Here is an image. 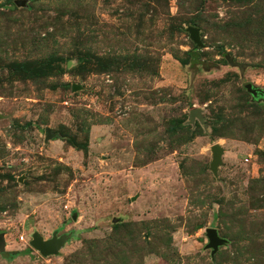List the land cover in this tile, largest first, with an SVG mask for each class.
<instances>
[{
	"label": "rangeland",
	"instance_id": "rangeland-1",
	"mask_svg": "<svg viewBox=\"0 0 264 264\" xmlns=\"http://www.w3.org/2000/svg\"><path fill=\"white\" fill-rule=\"evenodd\" d=\"M13 1L0 264H264V0ZM35 232L67 242L41 257Z\"/></svg>",
	"mask_w": 264,
	"mask_h": 264
},
{
	"label": "water",
	"instance_id": "water-1",
	"mask_svg": "<svg viewBox=\"0 0 264 264\" xmlns=\"http://www.w3.org/2000/svg\"><path fill=\"white\" fill-rule=\"evenodd\" d=\"M15 5H22V1H13ZM185 31L188 34V37L190 41L196 46V47H202V44L199 40V32L194 27H187ZM78 87L75 85H72L71 89L72 91H75ZM244 90L251 95L253 98L257 96V94L260 93L258 89H255L251 86L250 83H244L243 84ZM193 116L199 117V113L197 110H192L189 113V118L191 119ZM45 140L50 139L53 137L49 133V129H45ZM211 151V161L209 163V168L212 171L213 174H215L216 166L220 162V156L222 153L221 148L218 145H212L210 147ZM205 237L207 240V243L205 245L206 249H210V256H212L216 251L218 246H221L224 243V239L219 238L216 234L215 229L213 228H206L204 230ZM4 232L0 231V253L4 252V239H3ZM67 242V236L66 235H59L56 236L55 232H53L48 239H42V237L38 233H33L31 235V240L28 242L29 247L37 252L41 257H47V256H55L58 254L59 250L62 248V246Z\"/></svg>",
	"mask_w": 264,
	"mask_h": 264
},
{
	"label": "trees",
	"instance_id": "trees-1",
	"mask_svg": "<svg viewBox=\"0 0 264 264\" xmlns=\"http://www.w3.org/2000/svg\"><path fill=\"white\" fill-rule=\"evenodd\" d=\"M191 27V26H190ZM195 28V27H194ZM16 69L18 70H23L27 76H32V75H35V74H39L41 73L40 70H37L36 71H31L28 67H26V65L24 64H18L17 66H15ZM39 72V73H38Z\"/></svg>",
	"mask_w": 264,
	"mask_h": 264
}]
</instances>
